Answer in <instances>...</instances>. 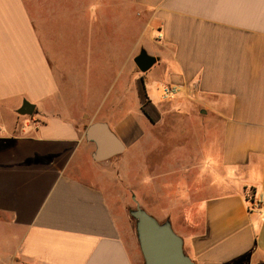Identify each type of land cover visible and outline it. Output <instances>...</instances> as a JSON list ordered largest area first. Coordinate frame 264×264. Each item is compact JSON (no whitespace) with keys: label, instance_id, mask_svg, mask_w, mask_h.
I'll return each mask as SVG.
<instances>
[{"label":"crops","instance_id":"1","mask_svg":"<svg viewBox=\"0 0 264 264\" xmlns=\"http://www.w3.org/2000/svg\"><path fill=\"white\" fill-rule=\"evenodd\" d=\"M141 49L157 62L126 76ZM161 86L176 90L170 104ZM24 101L34 113L19 117ZM94 123L122 148L104 161L85 138ZM120 171L194 264H264V0H0L2 264H143L103 190ZM182 175L194 184L167 180Z\"/></svg>","mask_w":264,"mask_h":264},{"label":"water","instance_id":"2","mask_svg":"<svg viewBox=\"0 0 264 264\" xmlns=\"http://www.w3.org/2000/svg\"><path fill=\"white\" fill-rule=\"evenodd\" d=\"M156 62L157 58L149 55L144 49L133 59L134 65L143 74ZM33 113L34 106L25 101L17 111L20 116H31ZM85 138L96 144L95 161H104L113 156L116 151H113L112 147L122 149L115 134L104 123H94L87 127ZM128 215L134 222L143 264H194L184 253L183 240L168 220L161 223L139 206L128 210Z\"/></svg>","mask_w":264,"mask_h":264},{"label":"rangeland","instance_id":"3","mask_svg":"<svg viewBox=\"0 0 264 264\" xmlns=\"http://www.w3.org/2000/svg\"><path fill=\"white\" fill-rule=\"evenodd\" d=\"M95 41H96V39H95ZM59 42L60 43H65L66 42L65 37H61L59 39ZM125 45H126V48H127L126 53H127V56H128L129 55V49L128 48L130 47L129 41H127ZM134 57H133V59H134ZM129 59H130V57H127L126 76L134 74L135 73L134 71L137 69V68H135L136 66L134 65V63L132 61H128ZM165 89H166L165 86H161V88L159 89V98H158L157 102H159L161 104H170L172 102V96L174 94L170 95L167 98H165ZM142 103H143V105H142L143 108L148 105V102L144 99V97L142 98ZM133 105L134 104H133L132 100L129 97H127L126 101H125V111L123 113H118V114L114 115V117L115 118H120V117L122 118L123 116H127L128 110H131L133 108ZM104 116H103V114L99 115V119H101ZM136 116L138 118H142L141 120H142L143 126L144 125H149L148 122L145 120V118L143 116L140 117V114H139V112L137 110V107H136ZM146 116H147V118H149V116L147 114H146ZM19 117H20V115H19ZM178 122L180 123L181 126L173 125V128H172L173 131L171 133V137H173V138L175 137L176 139L181 137V131H182L181 127L188 123V121L187 120L184 121V119L181 120V121H178ZM185 128H189V127L187 125H185ZM143 131L145 133V135H144L145 138H144V140L142 142V148L145 150V154L143 152L142 157H143V161H145L147 166H149V162L151 160V154L149 153L150 132L148 131V129H146V132H145V130H143ZM163 136H159V137H163ZM183 153L185 154L184 156H182V154L180 152L174 153L173 156L171 155L172 159L174 160V162H173L174 164L177 163L176 161H178V163H181V161L182 162L185 161V158L187 156V152L184 151ZM126 160H127V164H128V162H130V157H127ZM182 165L184 166V164H182ZM130 167L132 168V165ZM127 171H128V169H127ZM120 172H121V176L124 175L125 178L122 177V179L118 180L119 181L118 182L119 189H103V190L107 193V196H108L109 201H110L111 204H112V200L113 201L115 200V203H119L120 206H123L124 209H125V212L128 214V210L135 208V205H134L133 200H132V194L128 190V189H132L134 178H132V173L126 174V171H124V172L120 171ZM113 174L109 173V174H105V176H107L108 178H110L112 180L113 178H115ZM180 177L179 178L178 177H174V178L172 177V178H169L167 180H171V181L177 183L180 187H183V188L186 187L187 185L192 186L194 184V182L191 179H186L183 175H182L181 178ZM113 181H114V179H113ZM106 182H108V181H106ZM160 182L161 181L158 182L159 186H160ZM142 189H144V187ZM145 189H148V187H146ZM130 221H131V224H132L133 229H134V222H133V220L131 218H130ZM3 228L4 227H2L1 229H3ZM0 243H2V242L0 241ZM12 246L13 245L11 244L9 246V248L12 247ZM2 250H4L5 252H3ZM2 250H1L2 254L0 255V264L5 262L6 258H7L6 249L3 248Z\"/></svg>","mask_w":264,"mask_h":264},{"label":"built area","instance_id":"4","mask_svg":"<svg viewBox=\"0 0 264 264\" xmlns=\"http://www.w3.org/2000/svg\"><path fill=\"white\" fill-rule=\"evenodd\" d=\"M176 90L173 88H166L165 89V98L169 97L170 95L175 94ZM261 204V201L257 200L255 202H253L250 206V210H257L259 209V205Z\"/></svg>","mask_w":264,"mask_h":264},{"label":"trees","instance_id":"5","mask_svg":"<svg viewBox=\"0 0 264 264\" xmlns=\"http://www.w3.org/2000/svg\"><path fill=\"white\" fill-rule=\"evenodd\" d=\"M143 113H144V110H143ZM146 115V113H144Z\"/></svg>","mask_w":264,"mask_h":264},{"label":"flooded vegetation","instance_id":"6","mask_svg":"<svg viewBox=\"0 0 264 264\" xmlns=\"http://www.w3.org/2000/svg\"><path fill=\"white\" fill-rule=\"evenodd\" d=\"M150 119V118H149Z\"/></svg>","mask_w":264,"mask_h":264}]
</instances>
